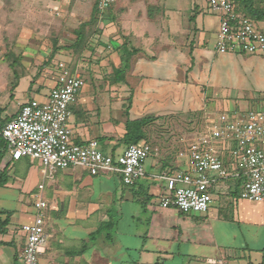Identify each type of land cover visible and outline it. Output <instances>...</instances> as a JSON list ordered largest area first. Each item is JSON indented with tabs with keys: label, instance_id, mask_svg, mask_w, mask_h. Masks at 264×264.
<instances>
[{
	"label": "crops",
	"instance_id": "crops-1",
	"mask_svg": "<svg viewBox=\"0 0 264 264\" xmlns=\"http://www.w3.org/2000/svg\"><path fill=\"white\" fill-rule=\"evenodd\" d=\"M166 2L154 0L144 15L128 19L120 8L111 9L96 36L97 45L91 46L92 61L86 64L79 61L77 73L82 78L87 74L96 81H105L109 94L114 88L110 97L118 100V110L123 109V100L128 98L136 119H147L155 105L162 107L166 101L175 107L187 95H190L191 107L200 103L199 108L203 110L200 118L208 128L218 122L241 118L249 110H263L264 57L218 54L214 48L210 50L204 45L202 33L216 35L219 17L204 15L203 9L194 3L185 21L175 13L168 15ZM253 6L264 14V0H253ZM167 7L177 9V6ZM252 21L264 30V20ZM122 46L137 52L129 60L124 81L116 83L108 77L113 68L121 65L119 48ZM47 76L44 72L38 76H14L9 102L19 100L21 105L30 100L43 102L56 80L54 76L53 81H48ZM35 77L38 78L34 80ZM46 81L47 94L36 93L35 98L32 88ZM178 88L181 91L187 88L180 101L176 100ZM157 94L158 101L153 99ZM17 95L23 98L17 99ZM215 102L220 103L219 113H215ZM89 104L87 98H81L70 108L71 138L75 143L96 140L102 153L115 156L116 148L123 144L126 118L103 116L100 109ZM166 112L171 115L170 110H158L156 117ZM71 117L75 119L73 127ZM148 121L147 136L159 142L152 127L155 122ZM92 122L101 126L103 143L95 134L88 135ZM191 143L192 139L185 137L176 149L162 144L158 157H153V168L145 167V176L131 187L124 186L114 174L93 176L81 167L49 174L39 160L24 157L10 161L3 154L0 264H23L25 236L21 227L33 222L38 197L46 203L42 210L44 241L38 251V264H264V202L252 203L239 198L245 182L242 175L234 178L239 180L234 192L223 184L227 179L213 185L212 203L203 215H183L174 208H161L152 200L161 198L164 192L156 174L185 168ZM127 146L124 144V149ZM220 153H227L225 145L220 144ZM218 189L220 204L215 208L214 192ZM233 194L238 200L231 198ZM233 203L235 217L227 219L223 210Z\"/></svg>",
	"mask_w": 264,
	"mask_h": 264
},
{
	"label": "built area",
	"instance_id": "built-area-1",
	"mask_svg": "<svg viewBox=\"0 0 264 264\" xmlns=\"http://www.w3.org/2000/svg\"><path fill=\"white\" fill-rule=\"evenodd\" d=\"M115 1L97 0L96 9L101 17ZM205 3L209 10L219 13L214 46L218 54L264 57V33L254 21L236 12L232 0H205ZM56 70L55 85L46 99L22 104L2 127L0 137L4 146L0 152L10 161L24 157L39 160L49 174L81 167L93 176L112 173L124 186H134L145 176L150 145L130 144L120 155L111 156L100 151L96 140L75 143L67 126L68 118L84 80L76 68L64 62H58ZM194 142L189 144L185 168L156 174L165 192L160 199L161 208H174L183 215L205 214L212 203L213 185L221 179L241 175L245 182L240 198L252 203L264 202V109L249 110L241 118L218 122L208 128L207 135ZM220 144L225 145L235 164L223 160ZM233 165L239 170L227 169ZM37 200L33 222L21 227L25 236L23 264H38V251L44 241L42 210L46 203L39 197Z\"/></svg>",
	"mask_w": 264,
	"mask_h": 264
},
{
	"label": "rangeland",
	"instance_id": "rangeland-1",
	"mask_svg": "<svg viewBox=\"0 0 264 264\" xmlns=\"http://www.w3.org/2000/svg\"><path fill=\"white\" fill-rule=\"evenodd\" d=\"M95 1L96 0H0V99L3 100V102H0V105L5 106L3 110L5 112L7 111L3 116L4 118L8 119L21 106L19 100L11 103L8 99L12 91L11 85L15 83L14 76L16 78L22 74H34L38 76L40 73L44 72L48 75L46 77L48 81H53V77H57L58 74V71L55 69L58 62H64L72 68L73 66L76 67L79 61L84 64L88 63L90 59L92 61L93 54L91 53V46L93 44L97 45L96 42H98V39H96V36L99 35L98 32L101 31V28L105 25L104 21L109 18V11L111 9L120 8L121 13L128 19V17L134 15H144L146 9L154 0H116L104 14V17L100 19L97 26L91 24L90 26L84 27L85 50L79 56L73 53L69 48L75 40L76 30L82 23L88 22L90 19ZM166 1V13L170 16L175 13V16L177 15L180 18L183 17L182 20L185 19V21H187L189 10L191 6L193 7L194 3L203 9L204 15L212 18L219 17L218 12H212L207 8L205 0ZM167 6H177V9L173 11ZM259 29L264 33L261 27ZM202 35L204 45L210 50L213 49L216 43V35L212 32H204ZM82 69L85 68L82 67ZM37 78L38 77H35L34 80ZM83 80L84 87L80 91L77 100L87 98V101H90L89 105L95 109H100L103 116H110L117 119L125 117L126 121L133 120L136 117L135 111L129 108L128 98L123 100V109L118 110V100L110 97L114 88L110 89V94L107 93L105 81H96V79L88 77L87 74H84ZM37 86L32 88V94H35V98L38 97L36 93L42 95L47 94L49 89L47 81L45 84L40 82ZM186 89L187 88H185V91H181L180 88L177 89L178 94L176 95V100L180 101V98H182L181 95L186 94ZM206 94L210 95L209 93ZM189 96L190 95L185 96L183 102H177L175 107L172 106L169 101H166L164 103L166 105L159 108L155 105L152 110L153 114L151 112L146 116L148 120L152 119V122H155V125H152V127L155 134L157 133L155 137L159 140V142H156L147 136V125L141 129L143 140H146L151 146L152 156L149 157L145 163L147 170L153 168V157H158V151L162 144H169L176 149L182 138L187 137L188 139H192L193 143L197 139L207 135L208 124H206L204 119L200 118V114L203 113V110L199 108L200 103L197 102L194 107H191V105H189ZM202 96L203 95H200V97ZM16 98L22 99L23 96L17 95ZM159 98L160 95L157 94L153 99L158 101ZM101 101H104V104L101 105ZM214 107L215 113H219L220 103L215 102ZM158 110H170L171 112L169 114L171 115L168 116L166 112L156 117V112ZM74 121V117H71L70 126L73 127L74 124L72 125V123H74ZM100 128L101 126L99 124L92 122L88 135L95 134L103 143L105 138L100 136ZM189 132H193V134H189ZM195 146H193V148ZM123 149L124 143L116 148V155H120ZM222 157H225V162L235 164V160L231 157L229 152L222 155ZM35 163L38 164V162ZM227 169L231 171L233 169L239 170V167L233 165L231 169ZM238 183L239 180L229 178L225 180L223 184L230 187L231 191L234 192L236 188L238 189ZM218 187H220V185H218L217 188ZM164 193L165 192H163V195ZM231 198L238 200L234 194ZM160 199L159 196L158 198L154 197L152 200H154V203H157L158 206L160 204ZM219 204L220 189L214 192L213 207L217 208ZM235 213L236 205L234 203L232 207L223 210V216L227 219L234 218Z\"/></svg>",
	"mask_w": 264,
	"mask_h": 264
},
{
	"label": "trees",
	"instance_id": "trees-1",
	"mask_svg": "<svg viewBox=\"0 0 264 264\" xmlns=\"http://www.w3.org/2000/svg\"><path fill=\"white\" fill-rule=\"evenodd\" d=\"M235 10L238 14L251 19L255 21H262L264 20V14L253 6V0H232ZM96 3L93 4L91 17L88 20V22L82 23L79 28L76 30V37L73 42V44L70 46V50L73 51V53H76L77 55H81V53L85 50V44H84V32L83 29L86 26H90L91 24H94L97 26L100 19L104 17V14L110 9L101 15L97 12L96 9ZM111 7V6H110ZM151 8H148L150 10ZM121 58L120 62L121 65L117 68L112 69V73L108 78H110L112 81L116 83H121L124 81L126 70L129 67V60L137 51L133 48L126 49L124 46L119 48ZM76 67H72L74 69ZM4 112L3 109L0 108V130L5 125L7 121H9L7 118H1L2 113ZM149 123L148 119L142 118V119H135V120H127L125 123V134L123 135L122 142L124 144L130 145V144H137L140 141L143 140V135L141 133V129L144 128ZM4 146V141L0 137V147L2 148ZM3 153L0 152V160L2 158ZM3 174V173H1ZM5 182V179H0V186L3 185Z\"/></svg>",
	"mask_w": 264,
	"mask_h": 264
}]
</instances>
